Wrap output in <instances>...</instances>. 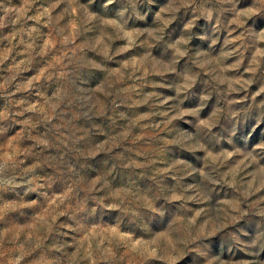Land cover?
<instances>
[{
	"label": "rangeland",
	"instance_id": "rangeland-1",
	"mask_svg": "<svg viewBox=\"0 0 264 264\" xmlns=\"http://www.w3.org/2000/svg\"><path fill=\"white\" fill-rule=\"evenodd\" d=\"M0 264H264V0H0Z\"/></svg>",
	"mask_w": 264,
	"mask_h": 264
}]
</instances>
